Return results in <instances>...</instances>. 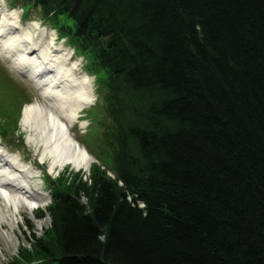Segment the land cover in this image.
Wrapping results in <instances>:
<instances>
[{
    "label": "trees",
    "instance_id": "trees-1",
    "mask_svg": "<svg viewBox=\"0 0 264 264\" xmlns=\"http://www.w3.org/2000/svg\"><path fill=\"white\" fill-rule=\"evenodd\" d=\"M12 1L103 72L114 177L54 188L11 264H264V0Z\"/></svg>",
    "mask_w": 264,
    "mask_h": 264
},
{
    "label": "bare ground",
    "instance_id": "bare-ground-1",
    "mask_svg": "<svg viewBox=\"0 0 264 264\" xmlns=\"http://www.w3.org/2000/svg\"><path fill=\"white\" fill-rule=\"evenodd\" d=\"M19 13L15 8L7 9L0 1V55L26 78L40 71L34 75L36 83L32 82L38 90L36 99L25 103L21 112L25 142L32 148V155L45 160L43 165L52 173L65 166L87 172L92 156L72 129L87 124L81 119V112L93 103L92 81L76 69V62H67V53L53 42L54 35L47 44L44 29L39 30L36 22L17 27ZM28 49H32L30 53L26 52ZM55 73L59 78L57 84ZM48 75L51 80L46 84ZM17 92L23 97L20 89ZM4 150L0 145V220L5 214L13 218L24 208L42 207L45 196L36 187L39 175L32 163H24L18 155L6 154ZM4 239L7 241V237Z\"/></svg>",
    "mask_w": 264,
    "mask_h": 264
},
{
    "label": "rangeland",
    "instance_id": "rangeland-1",
    "mask_svg": "<svg viewBox=\"0 0 264 264\" xmlns=\"http://www.w3.org/2000/svg\"><path fill=\"white\" fill-rule=\"evenodd\" d=\"M6 5L11 8L12 6L19 9L24 21L36 20L47 27V29L54 28V26L45 19L38 9H21L20 5H13L11 0H4ZM65 46L70 47L68 40L65 39ZM71 48V47H70ZM75 52L78 62H81L79 71L81 74L87 73L92 81L94 99L93 103L89 104L82 111V118L87 121L84 128L75 126L72 129V133L75 138L85 146L92 156V164L98 166L101 170L105 171L107 175L111 174L112 163L110 159V151L107 147L104 133L105 129L109 127V120L105 114L104 104V91L105 87L102 82V71H98L96 74H92L89 70V62L87 56L80 55L81 53ZM20 89L23 93V97L18 91ZM36 88L27 81L24 77L14 74L7 64L0 58V145L5 146L6 149L15 155H18L21 159H24L25 163H36V158L32 155V149L25 142V134L22 133V127L20 126V117L22 105L27 102H33L37 96ZM38 169V165H33ZM41 167V166H40ZM48 167L42 166L40 170H35L36 174V186L40 192L45 193L44 201L46 204L50 202L51 188L46 182L44 174H47ZM40 171V172H39ZM63 175L57 181H52L53 188H63L74 177L76 180L85 181L88 179L87 172L76 171L69 166L63 167V171H60ZM52 178L56 177V173L49 172ZM39 208V210H43ZM36 209L29 210L24 208L15 217L5 214V217L0 220V264H11L15 261L17 254L21 253V250L27 249L32 251L33 243L36 239L45 236V232L49 227V217L46 216L42 219H36L34 215L37 213ZM43 211H39L41 215ZM8 220V221H7ZM29 221L32 226L31 230H27L25 221ZM34 235V237H32ZM7 237V241L4 239ZM35 238V239H34ZM8 241L11 245L8 246ZM20 256V255H19Z\"/></svg>",
    "mask_w": 264,
    "mask_h": 264
}]
</instances>
